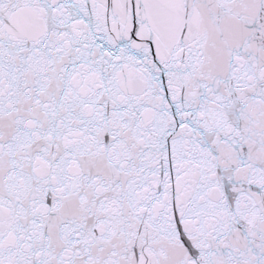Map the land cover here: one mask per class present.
I'll use <instances>...</instances> for the list:
<instances>
[{
    "label": "snow or ice",
    "instance_id": "6c2138e0",
    "mask_svg": "<svg viewBox=\"0 0 264 264\" xmlns=\"http://www.w3.org/2000/svg\"><path fill=\"white\" fill-rule=\"evenodd\" d=\"M0 264H264V0H0Z\"/></svg>",
    "mask_w": 264,
    "mask_h": 264
}]
</instances>
